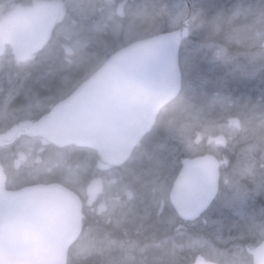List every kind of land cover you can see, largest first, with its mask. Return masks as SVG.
Listing matches in <instances>:
<instances>
[{
  "label": "flooded vegetation",
  "instance_id": "af4514ba",
  "mask_svg": "<svg viewBox=\"0 0 264 264\" xmlns=\"http://www.w3.org/2000/svg\"><path fill=\"white\" fill-rule=\"evenodd\" d=\"M161 1L180 9V20L169 27L158 28L156 0H0V135L18 128L12 141L0 144L4 188L58 184L76 197L80 229L69 248L72 264H254V250L264 242V7L254 13L246 7L253 0H213L227 19L215 13L209 22L205 0ZM185 17L179 65L186 89L161 108L125 162L113 165L93 148L49 140L72 137V106L58 104L81 81L117 50L177 29ZM237 28L250 37L236 38ZM17 35L26 42L16 53ZM230 45L243 51L235 55ZM219 65L240 74V85L209 89L197 112L198 134L186 125L174 139L171 122L188 124L190 90L206 84L195 75ZM208 107L215 130H206L213 122L205 116ZM196 157L214 160L215 191L196 216L183 219L171 194L185 161ZM225 234L232 237L229 250L219 241L208 245L216 256L189 259V235Z\"/></svg>",
  "mask_w": 264,
  "mask_h": 264
},
{
  "label": "water",
  "instance_id": "95a60500",
  "mask_svg": "<svg viewBox=\"0 0 264 264\" xmlns=\"http://www.w3.org/2000/svg\"><path fill=\"white\" fill-rule=\"evenodd\" d=\"M186 21L187 17L175 30L136 40L111 54L58 104L72 106V137L49 140L93 148L113 165L124 162L159 109L180 91L178 48L187 36ZM43 35L32 43L41 42ZM13 39L14 51L20 52L26 41L22 35ZM17 133L16 127L0 135V144L12 141ZM215 181L211 158L186 161L171 194L178 214L185 219L195 216L211 200ZM77 209L74 195L59 185L4 190L0 166V264H66L68 248L79 232ZM253 260L264 264V242L254 250Z\"/></svg>",
  "mask_w": 264,
  "mask_h": 264
},
{
  "label": "rangeland",
  "instance_id": "374dc122",
  "mask_svg": "<svg viewBox=\"0 0 264 264\" xmlns=\"http://www.w3.org/2000/svg\"><path fill=\"white\" fill-rule=\"evenodd\" d=\"M212 2H213V0H205V12H204L203 16H204V19L209 21V22H210V20H212V13L210 12V10L212 9ZM174 4H178L180 6V1L176 0V2ZM246 7L251 12L256 13L257 10L264 7V0H253V1L249 2L248 4H246ZM156 9H157L156 13H157L158 28L161 26H166V27L168 26L169 27V26L175 24L177 21L180 20V9H179V12L176 10L172 11L170 9H167V7L164 6V4L161 0H156ZM232 14H233V10H232ZM260 16L263 17L262 12H260ZM245 31L246 30L244 28H237V30L235 32V37L236 38H241V37L249 38L250 34L245 33ZM75 78H77V77H75ZM179 104H180V101L178 100L174 105L167 108L165 112H169L171 109H173L174 107H176ZM195 113L193 115L188 114V116L186 115L185 118L188 119L190 117H194ZM196 116H197V113H196ZM176 121L177 120L171 122V130H170L171 131L170 135L172 134V137L174 139L178 138V136H181V129L186 130V125H188L187 123L183 122L182 120L178 121L177 123H176ZM199 123L200 122H198L197 124L195 123L192 126L188 125L187 131H189V132L193 131L192 135L196 136L201 129V125ZM165 128H166V125H165ZM206 130H215V128L214 127H207ZM218 130L221 131V128H219ZM168 150L171 151L173 154L178 153L176 151V147L174 145H170L168 147ZM133 216L135 217V215H133ZM132 224H134L138 228L137 218H135L132 221ZM219 241L221 244L225 245V248H226L225 250H229L232 246V242H231L232 237L228 236L227 234H225L223 236L222 235L221 236L189 235L188 240H187V245L189 246V250H190L189 259L193 258L192 255L196 256V255L205 254V253H208L211 255V257H213L215 254H214V252L213 253L208 252L209 251L208 245H214L215 244L217 246V243H219Z\"/></svg>",
  "mask_w": 264,
  "mask_h": 264
},
{
  "label": "bare ground",
  "instance_id": "6f19581e",
  "mask_svg": "<svg viewBox=\"0 0 264 264\" xmlns=\"http://www.w3.org/2000/svg\"><path fill=\"white\" fill-rule=\"evenodd\" d=\"M204 12H205V8H204ZM210 12L212 13V20H210V22L217 20L215 19V13H220L222 20L227 19L223 9L217 10V8L213 7L212 5V9L210 10ZM229 48L231 49L230 52L235 55H238L237 52L243 51V49H241L238 46L230 45ZM179 49L180 48H178V51ZM227 68L228 67L226 65H219V67L216 70H214L212 73L208 75L200 76L196 74L195 75L196 79H206V84L203 85L202 87L193 88V90L196 91L194 96H200L202 98L209 89H213L217 86H220L221 82H224L227 85H234V86L240 85L241 83L239 79L240 74L235 72L233 69H227ZM199 83L201 82L199 81ZM245 87L247 86H242L241 89H245ZM212 110L214 111L212 107H208L207 111L205 112V116H208L213 121L212 123L208 124V127H215L214 124H216V117L214 113H212ZM239 110H241V108H237V111Z\"/></svg>",
  "mask_w": 264,
  "mask_h": 264
},
{
  "label": "trees",
  "instance_id": "16d2710c",
  "mask_svg": "<svg viewBox=\"0 0 264 264\" xmlns=\"http://www.w3.org/2000/svg\"><path fill=\"white\" fill-rule=\"evenodd\" d=\"M182 81H183V83H184V86H183V90L182 91H184L185 89H186V81L184 80V79H182ZM196 86V85H195ZM194 86V87H195ZM192 91V92H191ZM195 90H193V88H191V90H190V94H189V102H188V111H189V115H193L195 112L197 113V111H198V115H199V113H200V111H201V106H202V98L200 97V96H194V94H195ZM196 113H195V115H194V117H190V118H188V125H190V126H192V125H194L195 123L197 124L198 122V119H197V116H196ZM204 116V115H203ZM200 122V121H199ZM200 125H202L201 123H199ZM192 132L193 131H191V132H189L188 131V133L190 134V135H192ZM191 234V233H190ZM71 264V263H70Z\"/></svg>",
  "mask_w": 264,
  "mask_h": 264
},
{
  "label": "clouds",
  "instance_id": "9594fccd",
  "mask_svg": "<svg viewBox=\"0 0 264 264\" xmlns=\"http://www.w3.org/2000/svg\"><path fill=\"white\" fill-rule=\"evenodd\" d=\"M219 31H220V29H219V28H217V29H216V34H219Z\"/></svg>",
  "mask_w": 264,
  "mask_h": 264
}]
</instances>
